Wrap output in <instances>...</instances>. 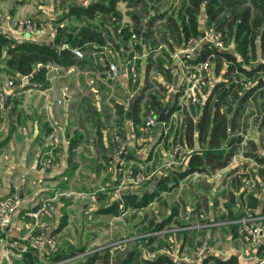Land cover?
I'll use <instances>...</instances> for the list:
<instances>
[{"label":"crops","instance_id":"1","mask_svg":"<svg viewBox=\"0 0 264 264\" xmlns=\"http://www.w3.org/2000/svg\"><path fill=\"white\" fill-rule=\"evenodd\" d=\"M146 1L151 10L142 20L139 32L126 4L120 3L117 21H103L99 16L89 23L97 28L104 43H90L86 51L81 50L77 59L80 64L48 66L44 83L32 82L30 77H13L5 64H1L0 81L7 80V85L2 83L6 87V102L0 110V198L18 193L20 203L10 226L0 233V264H121L138 244L137 238L143 237L142 243L146 245L149 238L144 237L148 231L141 227L152 219L157 221V228L167 220L163 227H173L224 218L232 220L246 210L263 209L264 164L258 159L264 158V85L258 87L255 77L242 73L226 76L231 63L224 62L223 69L203 90L199 102L185 104L179 119L166 131L172 113L178 111L179 95L189 78L182 62L174 56L183 42L177 44L176 37L166 29L165 17L173 15L181 25L178 12L185 0H167L166 10L162 7L163 0ZM90 3L91 0H0V11L10 18L41 16L46 29L37 41L52 43L64 26L86 27L88 21L74 20L69 7H87ZM204 7L198 15L200 33L210 26ZM156 16L164 19L158 18L149 27L151 18ZM131 25L139 33L136 40L124 29ZM170 36L175 40L170 41L175 50L167 43ZM231 45L230 51L236 52V45ZM166 46L171 54L166 52ZM150 49L165 50L163 55L168 60H154V52L142 58ZM133 56L140 57L136 76L126 66ZM260 60L264 62V56ZM111 64L118 71H111ZM160 65L163 72L158 71ZM154 68L158 75L150 76ZM239 83H242L240 99L253 88L260 97L240 111L233 135L225 142L223 149L233 138L240 141L233 145L236 149L229 165L180 178L179 172L188 167L192 157H204L210 150L208 139L200 140L197 128L207 101L212 97L216 103L212 94L217 87ZM160 86L166 89L162 101L166 106L174 104V110L164 124H157L149 134L137 138L135 128L140 129L151 115H146L148 95ZM139 98H142L141 124L134 126L133 107ZM117 106L124 108L125 120L121 119ZM232 116H228L229 121L233 120ZM186 120L194 126L188 131V140H182L191 156L182 169L167 167L175 160L174 143L185 129ZM116 133L127 147L121 160L115 156ZM52 134L59 138L58 163L54 169L44 170L40 159ZM122 163L153 177L139 188L123 187L120 185ZM164 179L168 183L166 189L160 185ZM147 193H156V201L140 209L128 206L126 196L142 197ZM44 201H48L53 217L35 219L30 214ZM33 230L56 240L54 261L27 239ZM223 238L228 245L224 251L218 247ZM155 239L153 244L142 248L162 251L173 240L178 251L190 255L195 244L206 239L211 249L208 256L241 255L244 248L235 228H212ZM160 241H165L167 246L156 245ZM106 245L109 247L98 251ZM139 259L141 263L146 259L143 253Z\"/></svg>","mask_w":264,"mask_h":264},{"label":"trees","instance_id":"2","mask_svg":"<svg viewBox=\"0 0 264 264\" xmlns=\"http://www.w3.org/2000/svg\"><path fill=\"white\" fill-rule=\"evenodd\" d=\"M147 2L146 0H91L87 7L72 5L69 7V15L73 16L74 20L77 21H88L87 26L81 29H69V27L64 26L57 31L52 43L39 42L36 38L26 39V41L14 40L8 35H1L0 66L4 63L8 73L13 75V77H16L15 75L30 77L32 82L44 83L48 66L53 64L62 66L80 64L77 61L78 56L60 57L61 47L86 51L87 45L90 43H104L100 32H97V28H93L89 24L92 20L100 16L103 21H117L119 19L118 5L125 3L129 9V15L139 32L142 20L148 16L151 10ZM203 6H205L204 9L209 24L221 32L225 43L227 45H236V52L215 51L218 56L216 74L218 75L223 69L224 62H230L231 66L227 69L226 76L231 74L240 76V73H242L251 78L255 77L258 81V87L264 85V62L259 61L260 56H264V0H185L178 12V19L181 21V25L178 24V20L173 15L166 19V29L171 32L172 36L176 37L177 44L180 45L182 42L184 44L191 36L200 34L198 15L201 13ZM158 18L164 19L163 16L151 18L149 27ZM160 34L163 35V32H160ZM127 35L125 34L126 37ZM148 36H151V32ZM172 36L167 39V43L171 50H175V46L170 42L171 40L175 41ZM208 53L205 52L201 58H206ZM161 65L158 67V71L163 72ZM241 89L242 83L227 88L219 86L214 90L212 96L214 97L215 95L217 101L214 103L212 102V97L209 98L197 127L200 140L208 139L210 150L205 152L204 157H192L188 162V167L184 171H178L180 178L183 179L197 171H206L208 168L223 169L229 165L236 149L233 145L235 142L239 143L240 141H238V138H236L237 141L233 138L227 145V150L223 149L225 142L229 139L230 133L233 135L240 111L247 108L250 101L257 102L260 97V94H256V89L253 88L247 90L240 99ZM165 92L166 89L160 86L158 91L149 93L145 102L146 115L148 113L159 115L164 110L166 104L162 101V95ZM141 102L142 98H139L133 107L132 120L134 121V126L141 124ZM236 102H239L237 107L235 106ZM117 110H119L121 119L125 120L124 108L117 106ZM222 110H225V112ZM234 110L235 113L233 112ZM230 114L233 115L232 121H229L228 118ZM167 120H169V117ZM184 125L185 129L181 130V134L178 136V141L181 144H183L182 140H188V131L194 128L189 120H186ZM135 132L137 138H140L143 133H150L144 131V125L140 129L135 128ZM176 136L174 137L176 138ZM258 162L264 164V158H259ZM167 184V180H161L160 185L163 188L166 189ZM156 196V193H147L142 197L129 195L126 196V199L128 206L131 205L140 209L152 204ZM168 221H163L159 228L165 226ZM149 226V228H144L147 229L145 231L149 232L158 229L155 219L149 222ZM155 240V237H151L146 245L145 243L135 244L133 250L127 253L121 264H179L166 254L158 255L151 260L145 259L141 263L139 258L142 254V246L153 244ZM159 244H161L159 247L167 246L165 241H160ZM257 254H260V251ZM55 258L56 256L53 254L50 259L54 261ZM212 260L215 264H243L241 255L237 254L225 256L210 255L204 261L206 263Z\"/></svg>","mask_w":264,"mask_h":264},{"label":"built area","instance_id":"3","mask_svg":"<svg viewBox=\"0 0 264 264\" xmlns=\"http://www.w3.org/2000/svg\"><path fill=\"white\" fill-rule=\"evenodd\" d=\"M45 21L39 15L23 18H10L7 14H3L0 11V36L8 35L14 40L21 39H33L41 38L45 34ZM131 35V39H138V34L135 31L133 25L126 28ZM123 31L119 30V33ZM65 47H62L63 49ZM233 45H227L223 40L221 32H219L213 25H210L206 30L197 36H191L183 46L176 50L174 56L182 62V66L185 69L188 76L187 86L180 92L179 101L177 102L178 111L172 113L171 119L166 127V131L171 128L173 122L177 121L182 113V109L185 104L198 103L203 94V90L208 86L210 81L215 78L216 74V60L218 58L215 51H230L233 50ZM159 49H150L145 53L142 58L149 57L151 53L158 51ZM209 52L206 58L202 59L201 56ZM140 57L133 56L128 64L133 76L137 75L138 64L137 60ZM111 71H118V68L111 64ZM6 102V94L0 89V110L4 108ZM176 109V108H175ZM158 116L151 114L145 120L144 131L149 133L153 127L158 123ZM174 122V123H175ZM113 141L116 145L115 156L117 160H121L122 156L126 152V144L118 133L114 134ZM59 148V138L56 134H52L49 137V143L46 145V149L40 159V165L44 170L54 169L57 166L56 151ZM174 155L175 160L168 164L167 167H174L175 169H182L187 165L191 154L187 152L184 145L180 141L174 143ZM120 177V185L123 187L139 188L148 183L153 174H148L145 171H138L132 168H127L122 163ZM20 203V196L18 193L10 194L4 198H0V229H7L13 219L14 214L17 212ZM35 219H39L41 216L52 218L53 212L48 205V201L42 202L34 213L30 214ZM221 229L235 230L244 241V248L241 254L243 256L257 255L260 251L262 257L260 259H254L253 264H264V206L260 211L246 210L241 216L236 219L224 218L216 221H202L194 224H180L173 227H162L155 231L148 232L145 238L151 237H176L180 233H190L192 231H204L206 229ZM137 238V237H136ZM134 238V239H136ZM143 238V237H142ZM142 238H137L138 244L143 242ZM31 243L42 250L44 256L51 257L57 252L58 244L53 237H48L43 233H36L34 230L27 238ZM133 239V240H134ZM176 242L172 240L171 245L162 251L149 250L142 248V253L148 260L154 259L158 254H166L172 257L179 264H203V261L210 254V243L206 240H200L195 244L192 254L188 255L182 253L176 249ZM109 246H100L98 251L105 250ZM176 249V250H175ZM223 255V254H219ZM227 254H224L225 256Z\"/></svg>","mask_w":264,"mask_h":264},{"label":"rangeland","instance_id":"4","mask_svg":"<svg viewBox=\"0 0 264 264\" xmlns=\"http://www.w3.org/2000/svg\"><path fill=\"white\" fill-rule=\"evenodd\" d=\"M152 7H154V6H152ZM162 7L164 8V10H166L169 6H168V4H167V0H163V2H162ZM123 8V7H122ZM169 15V14H168ZM169 17V16H168ZM166 19H167V17H165V21H166ZM73 27L72 28H79V29H81V24L78 26V25H75V24H71ZM87 26V25H86ZM83 28V27H82ZM100 31H101V29H99ZM165 50H166V52H168V53H172L171 52V50L166 46L165 47ZM165 50H160V51H156V52H154V60H155V58L157 59V58H163V59H165V60H168L167 58H165L164 57V51ZM2 63V62H1ZM158 74H157V69L156 68H154V70L151 72V74H150V76H157ZM242 76H246L245 74H242ZM9 80H11V81H15V80H13V79H9ZM7 85V80H3V82H1L0 81V89H2V91L4 92V94L6 93V87L3 85ZM156 200L154 199V202H155ZM157 202H159V200L157 201ZM187 202V201H186ZM153 203V202H152ZM152 221V220H151ZM150 222V221H149ZM149 222L148 223H146L145 225H142V227L141 228H149L150 226H149ZM141 230V229H140ZM145 230H147V229H145ZM227 241H226V239L225 238H223V240H222V242H219V244H218V247L220 248V250H222V251H224L226 248H227V243H226ZM156 245H158V246H160L161 244H156ZM262 257V254L260 253V254H258V256H253V254L252 255H250V256H243V258H242V262H243V264H251L253 261H254V259L256 260V259H260ZM203 264H215L214 263V261L212 260V261H208V262H206L205 263V261L203 262Z\"/></svg>","mask_w":264,"mask_h":264},{"label":"water","instance_id":"5","mask_svg":"<svg viewBox=\"0 0 264 264\" xmlns=\"http://www.w3.org/2000/svg\"><path fill=\"white\" fill-rule=\"evenodd\" d=\"M81 51L80 50H73L68 47H65L60 50L59 55L62 56H80ZM131 109V107H130ZM174 109V104H169L164 108V110L158 115L157 121L159 124H164L168 117L171 115L172 110ZM130 114L128 113V116ZM230 137H232V134L230 133ZM1 233V229H0Z\"/></svg>","mask_w":264,"mask_h":264}]
</instances>
